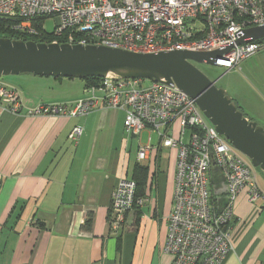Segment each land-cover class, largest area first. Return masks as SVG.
Segmentation results:
<instances>
[{"label":"built area","instance_id":"built-area-1","mask_svg":"<svg viewBox=\"0 0 264 264\" xmlns=\"http://www.w3.org/2000/svg\"><path fill=\"white\" fill-rule=\"evenodd\" d=\"M0 19L19 33L51 36L55 44L145 54L210 53L231 47L216 60V67L226 71L264 51V38L238 44L249 30L264 27V0H0ZM48 20L56 23L52 33L45 28ZM0 101L11 113L22 110L19 91L2 83ZM100 107L125 113L128 137L138 138L150 130L161 145L178 150L165 247L171 264H223L233 250L239 196L246 192L249 203L264 201L257 175L243 154L218 133L195 99L163 82L108 77L87 85L84 97L74 105H42L31 113L81 118ZM82 133V127H75L71 137L76 141ZM157 152L149 137L148 144L139 142L137 161L146 162ZM213 158L227 186L222 211L212 188ZM145 203L137 197L133 179L119 181L112 209L120 222Z\"/></svg>","mask_w":264,"mask_h":264},{"label":"crops","instance_id":"crops-1","mask_svg":"<svg viewBox=\"0 0 264 264\" xmlns=\"http://www.w3.org/2000/svg\"><path fill=\"white\" fill-rule=\"evenodd\" d=\"M53 80L25 74L0 81L18 89L22 100L19 114L0 101V264H171L165 247L178 150L152 139L158 152L138 162L139 142L148 141L128 137L119 110L100 107L81 118L32 115L42 105H68L46 93L57 87ZM259 82V89L233 87L227 94L250 121L264 127ZM75 127L83 128L76 141ZM153 134L149 130V137ZM137 165L148 168L146 203L120 222L113 193ZM231 246L223 264H264L263 199L249 203L246 192L239 196Z\"/></svg>","mask_w":264,"mask_h":264},{"label":"water","instance_id":"water-1","mask_svg":"<svg viewBox=\"0 0 264 264\" xmlns=\"http://www.w3.org/2000/svg\"><path fill=\"white\" fill-rule=\"evenodd\" d=\"M264 38V27L249 30L238 44ZM229 49L210 53L186 51L134 53L107 47L37 43L0 38V79L30 74L54 79H142L166 83L195 99L216 127L254 168L264 172V127L250 121L224 89L194 63L216 66ZM212 184L219 210L227 203L225 177L214 158Z\"/></svg>","mask_w":264,"mask_h":264},{"label":"rangeland","instance_id":"rangeland-1","mask_svg":"<svg viewBox=\"0 0 264 264\" xmlns=\"http://www.w3.org/2000/svg\"><path fill=\"white\" fill-rule=\"evenodd\" d=\"M201 25L202 23H198ZM56 23L54 20H48L45 23V28L48 32L52 33L55 30ZM197 68L202 71L210 80L216 82V86L220 89H224L228 93V88H240L241 90L252 91L255 89H259L261 83L263 82L264 85V51L259 52L252 56L251 58L244 60L241 62L235 69L230 71H226L222 68L212 66L209 64H198L194 63ZM18 77V76H17ZM16 76H9L4 77L0 80H4L7 82L9 79L17 78ZM246 79L249 84L247 86L243 83L242 79ZM45 79H48L45 77ZM54 79V78H51ZM51 81V80H49ZM56 81L57 87L55 86L50 89L46 90V93H50L52 95H58L62 97L61 104H73V100L79 94H84L82 88L84 86V81L80 79H54ZM230 90V89H229ZM71 106V105H70ZM262 124L260 121H258ZM258 123V124H259ZM174 136H177L175 132ZM149 137V130L148 132H144L141 136L137 138V140L141 141V143H147ZM153 144L159 143V136L155 133L152 135ZM135 143V142H134ZM135 156V155H134ZM244 159L251 165V161L246 156L242 155ZM252 166V165H251ZM254 172L257 175V179L261 182L262 188L264 189V172H262L258 168H254L252 166Z\"/></svg>","mask_w":264,"mask_h":264},{"label":"trees","instance_id":"trees-1","mask_svg":"<svg viewBox=\"0 0 264 264\" xmlns=\"http://www.w3.org/2000/svg\"><path fill=\"white\" fill-rule=\"evenodd\" d=\"M10 25H11L10 22L0 19V38H9L12 40H22L26 42L34 41L37 43H47V44H50L52 42L53 38L51 36H39V37L30 36V35L19 33L17 31L12 30ZM59 79H62V78H59ZM83 81L85 82V87H86L87 85H95L99 83L101 79L89 78ZM131 179H133L137 183V197L143 199L144 198L143 196L145 195V190L148 184V168L145 166L137 165L135 167L134 174ZM211 179H212V175H211ZM212 188H213V184H212ZM213 192H214V188H213ZM216 204L218 205L217 201H216ZM137 207L138 206H136L134 209H136ZM218 209H219V205H218ZM90 226H91V220L88 223V227Z\"/></svg>","mask_w":264,"mask_h":264}]
</instances>
